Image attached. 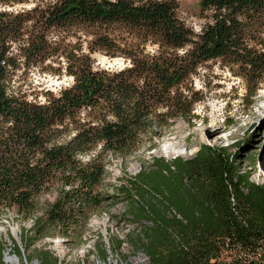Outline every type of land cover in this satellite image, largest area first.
I'll list each match as a JSON object with an SVG mask.
<instances>
[{
	"label": "trees",
	"instance_id": "16d2710c",
	"mask_svg": "<svg viewBox=\"0 0 264 264\" xmlns=\"http://www.w3.org/2000/svg\"><path fill=\"white\" fill-rule=\"evenodd\" d=\"M23 4L32 6L15 8ZM178 10V0H0V219L15 215L18 259L46 237L87 242L90 214L109 198L98 189L107 156L125 160L147 138L152 149L177 118L190 122L201 99L187 83L203 62L217 60L239 78L247 105L264 89V0H200L198 33ZM76 29L90 35L88 52L62 44ZM96 51L127 63L98 66ZM55 59L71 83L29 98L16 75ZM237 156L209 143L189 158L154 156L113 193L125 196L128 218L150 223L129 239L150 264H264V182L241 171ZM120 244L99 235L97 253ZM5 245L0 238V264ZM35 255L60 264L49 250Z\"/></svg>",
	"mask_w": 264,
	"mask_h": 264
},
{
	"label": "rangeland",
	"instance_id": "374dc122",
	"mask_svg": "<svg viewBox=\"0 0 264 264\" xmlns=\"http://www.w3.org/2000/svg\"><path fill=\"white\" fill-rule=\"evenodd\" d=\"M199 1L178 0L180 18L195 33L200 31L205 22L200 14ZM23 7L29 8L27 5ZM63 36L62 44L77 45L88 52L90 35L76 29ZM153 50V46L148 47V51ZM92 57L95 64L101 67L120 68L127 63L121 55L110 56L102 51L92 53ZM54 61L30 69L23 68L18 72L15 77L17 84L22 85V90L29 98L41 100L42 92L47 89L57 92L71 83V77L60 68L63 66L62 61ZM187 87L201 99L193 104L192 113L195 116L190 122L177 118L170 131L154 136L155 147L152 149L147 148V138L143 147L125 160L111 154L107 156L105 178L98 189L109 198L100 210L90 214L89 222L84 228L87 242L73 247L59 237L38 239L27 249L22 247V257L16 259L14 264H38L35 251L40 249L49 250L60 264H150L144 251L129 242L130 234L142 231L143 226L150 223L130 219L124 214V195L111 197L114 192L126 189L130 177L141 168L149 167L154 156L166 159L189 158L202 143L228 145L232 152L238 153L236 163L240 165L241 171H249L250 178L255 183L264 182V89L258 90L247 105V100L243 97L245 89L242 81L217 60L203 62L190 77ZM227 120H231V124L226 125ZM212 123L216 128L211 130ZM55 194V191L42 194L39 197V208H44L47 202H51ZM14 217L11 211L0 219V238L6 243L5 264H8L7 258L15 259L10 239L21 246L20 232ZM30 225V221L25 222L26 228ZM99 235L106 242L111 238L120 240L121 244L118 248L108 249L105 253L107 257L102 256L96 249ZM106 245L108 247L107 243ZM261 252L264 257V244ZM26 255H31L30 261H27ZM230 258L224 256L223 260L228 262Z\"/></svg>",
	"mask_w": 264,
	"mask_h": 264
},
{
	"label": "bare ground",
	"instance_id": "6f19581e",
	"mask_svg": "<svg viewBox=\"0 0 264 264\" xmlns=\"http://www.w3.org/2000/svg\"><path fill=\"white\" fill-rule=\"evenodd\" d=\"M262 90V89H261ZM216 128V126H215V124L214 123H212L211 124V130L212 129H215ZM169 148V147H168ZM170 150V149H169ZM6 262L8 263V264H14L15 262H16V259H14V258H12V259H10V258H7L6 259Z\"/></svg>",
	"mask_w": 264,
	"mask_h": 264
},
{
	"label": "water",
	"instance_id": "95a60500",
	"mask_svg": "<svg viewBox=\"0 0 264 264\" xmlns=\"http://www.w3.org/2000/svg\"><path fill=\"white\" fill-rule=\"evenodd\" d=\"M23 6H26V5H24V4H23V5H18V6H16V7H19V8H21V7H23ZM27 6H28V7H30V6H32V5H31V4H29V5L27 4ZM16 7H15V8H16ZM15 259H18V257H17V256H15Z\"/></svg>",
	"mask_w": 264,
	"mask_h": 264
}]
</instances>
